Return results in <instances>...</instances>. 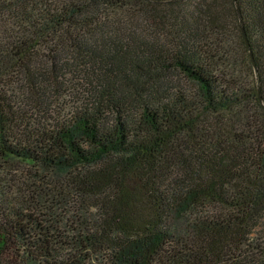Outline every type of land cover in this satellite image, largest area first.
Listing matches in <instances>:
<instances>
[{"label":"trees","instance_id":"trees-1","mask_svg":"<svg viewBox=\"0 0 264 264\" xmlns=\"http://www.w3.org/2000/svg\"><path fill=\"white\" fill-rule=\"evenodd\" d=\"M7 13L23 30L0 44V164L53 175L1 191L0 264H264V0H0ZM231 37L252 80L229 71Z\"/></svg>","mask_w":264,"mask_h":264},{"label":"rangeland","instance_id":"rangeland-1","mask_svg":"<svg viewBox=\"0 0 264 264\" xmlns=\"http://www.w3.org/2000/svg\"><path fill=\"white\" fill-rule=\"evenodd\" d=\"M195 1V0H194ZM202 1V0H200ZM206 1V0H205ZM203 3V2H201ZM201 5H204L201 4ZM125 10H119L117 13H112L111 15L108 13L105 18L108 22L112 23H121L120 20L122 19V16L124 15ZM201 21L204 22V16L200 17ZM135 22L128 23L129 25L133 24ZM22 25L18 23L15 19L11 18L10 14H6L3 16H0V44H6L10 41H12L16 36L22 34L21 31ZM7 31V34H4L2 31ZM139 32L142 34L143 30L141 29V26L138 27ZM144 35L152 36L154 35V32H151V30H145ZM120 34V33H118ZM229 40V39H228ZM230 47L232 52V64L233 67H229V71L232 74H237L238 77L242 80H252L254 77L257 76V68L254 64V72L249 68L248 61L246 59V55L244 52L243 46L240 44V41L237 40V38L231 37L230 39ZM54 45V43L52 44ZM66 46L64 43H62V47ZM67 47V46H66ZM68 50L64 49L63 52H67ZM48 53L47 51H44L45 54ZM256 75V76H255ZM171 81L173 83H183L189 87H191L189 82H186L182 76L174 75L171 78ZM81 83V80L79 81ZM169 79H164V84L169 85ZM171 84V83H170ZM82 87L80 84L75 85L71 84V86H63L59 91H56L57 94H62L58 100H57V109L56 113L58 115L67 116V114L71 111V109L75 106L77 97L79 95V92H75L76 89H80ZM62 92V93H61ZM82 94V93H81ZM250 112V115H253L256 117L258 113H262L260 106L253 101L251 105L248 106ZM239 112H235L232 117L234 118L238 117ZM241 113V112H240ZM257 121L264 122V117L258 116L256 117ZM259 121V122H260ZM41 173L46 175L47 177L49 174L53 175V173L48 172H41V170L38 167H34L31 164L26 163H20V162H12L8 164H0V182L3 181L4 185L2 186V183H0V196H2V190H6V188H15L16 186H22V183L24 182H31L35 183L38 182V177L34 173ZM34 174V175H33ZM51 180V179H49ZM6 187V188H5Z\"/></svg>","mask_w":264,"mask_h":264}]
</instances>
